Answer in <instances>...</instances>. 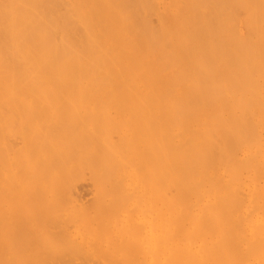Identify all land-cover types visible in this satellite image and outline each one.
I'll list each match as a JSON object with an SVG mask.
<instances>
[{
  "label": "bare ground",
  "instance_id": "bare-ground-1",
  "mask_svg": "<svg viewBox=\"0 0 264 264\" xmlns=\"http://www.w3.org/2000/svg\"><path fill=\"white\" fill-rule=\"evenodd\" d=\"M262 176L264 0H0V264H264Z\"/></svg>",
  "mask_w": 264,
  "mask_h": 264
},
{
  "label": "rangeland",
  "instance_id": "rangeland-1",
  "mask_svg": "<svg viewBox=\"0 0 264 264\" xmlns=\"http://www.w3.org/2000/svg\"><path fill=\"white\" fill-rule=\"evenodd\" d=\"M262 178H264V176H262ZM86 197H87V196H86ZM88 197H89V196H88ZM88 197H87V198H88ZM89 198H90V197H89Z\"/></svg>",
  "mask_w": 264,
  "mask_h": 264
}]
</instances>
